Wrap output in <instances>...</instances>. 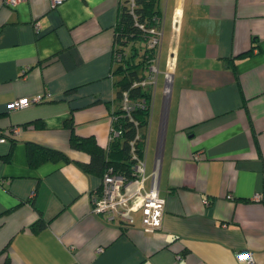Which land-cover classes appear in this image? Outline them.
Segmentation results:
<instances>
[{
  "label": "crops",
  "instance_id": "0c3cea01",
  "mask_svg": "<svg viewBox=\"0 0 264 264\" xmlns=\"http://www.w3.org/2000/svg\"><path fill=\"white\" fill-rule=\"evenodd\" d=\"M121 2L0 0V134L9 136L0 141V264H264V0H167L146 153V189L157 170L165 198L154 230L141 212L121 225L91 211L102 179L75 161L89 154L72 147L66 125L110 143ZM34 144L71 160L33 167Z\"/></svg>",
  "mask_w": 264,
  "mask_h": 264
},
{
  "label": "trees",
  "instance_id": "16d2710c",
  "mask_svg": "<svg viewBox=\"0 0 264 264\" xmlns=\"http://www.w3.org/2000/svg\"><path fill=\"white\" fill-rule=\"evenodd\" d=\"M122 0L118 20L115 26V55L113 75L116 76L115 89L117 108L113 111V127L119 134L113 136L107 148L101 146L92 135L82 136L76 133L73 119L68 120L72 147L89 154L88 160H75L84 170L103 179L109 167L128 179L136 177L137 158H146L148 132L154 105V92L149 86L140 84L147 70L157 56V51L147 45L140 55L137 43L147 42L151 37L150 29H162L164 24L163 0ZM143 25L144 27H142ZM130 46L131 53L125 49ZM253 48L239 57H248ZM125 98L133 105L124 109ZM12 141H14L12 139ZM137 158H136V157ZM71 160L64 151L34 144L29 146V162L35 167L52 160ZM102 185L95 192H100ZM94 192V193H95ZM262 199L264 200V190ZM45 221L39 218L32 228L41 230Z\"/></svg>",
  "mask_w": 264,
  "mask_h": 264
},
{
  "label": "built area",
  "instance_id": "2783aa9c",
  "mask_svg": "<svg viewBox=\"0 0 264 264\" xmlns=\"http://www.w3.org/2000/svg\"><path fill=\"white\" fill-rule=\"evenodd\" d=\"M23 0H3V4L7 7L14 8ZM63 0H52L53 6L58 5ZM164 25V24H163ZM36 29H39V25H36ZM159 39L155 38L152 43V48H158L160 44V51L157 53L156 58L153 60L148 73V78H151L148 83L147 79H144L141 85L147 84L154 85L156 90L159 70V60L161 55V47L163 41V27L158 32ZM175 57L167 61V72L165 73L166 87L165 94L168 96L171 92V85L174 78L175 69ZM148 86V85H147ZM151 86V85H149ZM44 100V95L40 94L32 99L21 98L17 99L9 104L10 110H18L28 107L31 104L40 103ZM133 105L127 98L124 101V109L130 110ZM113 121V118H112ZM19 127H13L11 129L12 134L19 132ZM118 130L112 127V133L110 140L113 136L118 135ZM8 135L0 134V141H7ZM136 157V156H135ZM137 158V157H136ZM138 162L135 165L136 177L128 179L124 174L118 173L113 167H109L105 172L101 185L102 190L95 192L92 196V208L91 211L98 216H102L109 221L117 222L121 225H131L135 222V214L141 212L143 227L145 230H154L160 227L162 222V215L165 208V198L161 197L158 193L157 176L158 171L153 172V184L150 189H146L145 183L147 181L146 174V158H137ZM229 198H233L232 194L228 195ZM256 198H261V194H256ZM206 203H209L208 198L205 199ZM249 260V263H253V252L249 251L243 253Z\"/></svg>",
  "mask_w": 264,
  "mask_h": 264
},
{
  "label": "rangeland",
  "instance_id": "374dc122",
  "mask_svg": "<svg viewBox=\"0 0 264 264\" xmlns=\"http://www.w3.org/2000/svg\"><path fill=\"white\" fill-rule=\"evenodd\" d=\"M132 1V0H131ZM130 1V2H131ZM167 3V0H163V8H165L166 9V4ZM142 27H144L143 25H141ZM165 35H164V33H163V39H164V36H165V43H164V45H163V41H162V51H161V55H160V62H163L164 61V58H165V53H166V46H167V39H168V30H167V24H166V29H165ZM149 32H150V34H151V37L149 38V40L147 41V42H141V43H137L136 45L137 46H139V48H140V55L142 56L143 54H144V52H145V49L147 48V45L148 46H150L151 47V45H152V43H150V41H153V39H155V38H157V39H159V35H158V32H160V29H156V28H153V29H150L149 30ZM164 32V31H163ZM158 48L159 49H157V48H155L156 49V51H157V53H159V51H160V44H159V46H158ZM125 51H127L128 52V54L129 53H131V50H130V46L129 47H127L126 49H125ZM114 55H115V50H114ZM174 54L172 53V54H170V59L172 60L173 58H174V56H173ZM163 66H161V68H162ZM160 69V68H159ZM149 70V69H148ZM148 70H147V73H146V78L145 79H147L146 80V83H148L149 82V80H151V78H148V76H149V73H148ZM160 71H161V69H160ZM166 72H167V70H166ZM165 72V73H166ZM164 73V74H165ZM157 83H158V81H157ZM141 84V83H140ZM148 86L149 85H151V86H149V87H151V89L153 90V92H154V95H155V89H154V85H152V84H147ZM146 85V86H147ZM160 86H158V88H157V94H158V96H157V98L159 97V95H160V97H161V88H159ZM159 105H160V99L158 98V100H157V103H156V110H155V119L157 118V116H158V110H159ZM153 125H154V123H153ZM150 137V136H149Z\"/></svg>",
  "mask_w": 264,
  "mask_h": 264
}]
</instances>
